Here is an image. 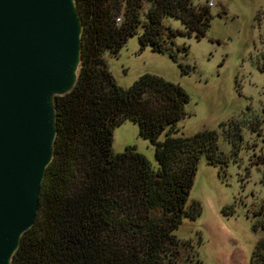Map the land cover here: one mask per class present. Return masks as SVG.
<instances>
[{
	"label": "trees",
	"instance_id": "1",
	"mask_svg": "<svg viewBox=\"0 0 264 264\" xmlns=\"http://www.w3.org/2000/svg\"><path fill=\"white\" fill-rule=\"evenodd\" d=\"M76 2L84 27L79 77L72 91L55 97L53 160L41 185L36 221L22 235L12 263L179 264L182 243L174 231L185 217L201 213L199 202H190L199 161L205 156L223 168L228 156L216 130L180 134L177 124L190 100L180 84L146 73L121 87L105 55L119 54L142 26L141 47L177 60L166 39L203 37L211 27V7L193 0ZM166 17L180 19L185 29L165 26ZM127 120L154 146L157 167L136 146L114 153V129ZM241 124L232 121L225 129L235 148ZM252 264H264V241Z\"/></svg>",
	"mask_w": 264,
	"mask_h": 264
},
{
	"label": "rangeland",
	"instance_id": "2",
	"mask_svg": "<svg viewBox=\"0 0 264 264\" xmlns=\"http://www.w3.org/2000/svg\"><path fill=\"white\" fill-rule=\"evenodd\" d=\"M193 2L210 5L211 27L201 38L180 34L174 43L166 39L177 60L169 52L141 47L142 26L119 54L105 57L121 87H130L146 73L180 84L190 97L177 124L180 134L216 130L220 150L228 156L223 168L205 156L199 161L190 202L198 201L201 213L185 217L174 231L182 243L179 264H195L196 259L202 264H252L257 244L264 241V0ZM164 25L185 29L174 17H166ZM232 121L242 122L237 148L225 137ZM129 145L157 167L154 146L132 120L115 127L113 151Z\"/></svg>",
	"mask_w": 264,
	"mask_h": 264
},
{
	"label": "water",
	"instance_id": "3",
	"mask_svg": "<svg viewBox=\"0 0 264 264\" xmlns=\"http://www.w3.org/2000/svg\"><path fill=\"white\" fill-rule=\"evenodd\" d=\"M83 30L76 0H0V264L36 221L55 97L77 83Z\"/></svg>",
	"mask_w": 264,
	"mask_h": 264
}]
</instances>
